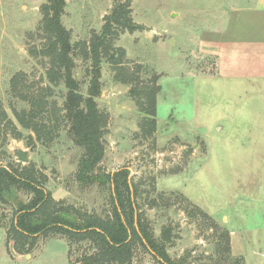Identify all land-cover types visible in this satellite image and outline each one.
<instances>
[{
  "label": "rangeland",
  "instance_id": "1",
  "mask_svg": "<svg viewBox=\"0 0 264 264\" xmlns=\"http://www.w3.org/2000/svg\"><path fill=\"white\" fill-rule=\"evenodd\" d=\"M47 0H0V100L21 129L12 107L24 104L12 93L11 78L25 71L28 85H49L43 42L42 6ZM129 2L135 31L122 30L113 38L123 48L129 70L142 64L160 74L157 129L144 136V113L129 95L130 86L118 81L114 65L101 63L99 109L107 116L101 169L131 170L138 185L136 202L156 237L172 228L168 253L177 264H264V33L258 15L262 0H66L62 22L72 42L89 41L101 32L105 16ZM228 33L247 53L231 68L211 44ZM240 56H236L239 59ZM264 60V59H263ZM92 61L75 55L74 74L87 95ZM57 110L64 88L51 85ZM56 93V95H55ZM60 134L46 144L12 126L0 131V165L34 164L47 177L55 200L82 211L104 215L109 189L79 183L77 172L83 148ZM27 152L29 162L16 151ZM27 201L31 194L22 193ZM16 207L0 203V264H79L93 252L88 242L71 243L61 234L38 235L34 246L19 249L8 242ZM230 233L226 254L220 234ZM130 264H160L140 242Z\"/></svg>",
  "mask_w": 264,
  "mask_h": 264
},
{
  "label": "trees",
  "instance_id": "2",
  "mask_svg": "<svg viewBox=\"0 0 264 264\" xmlns=\"http://www.w3.org/2000/svg\"><path fill=\"white\" fill-rule=\"evenodd\" d=\"M66 0H47L42 6L43 23L40 55L47 61L46 76L49 85L41 90L32 89L25 71L16 72L11 78L12 93L24 106H13L14 115L21 126L18 129L0 100V131L12 126L18 138L23 131H30L29 138L53 142L60 134L61 122H65L68 135L83 148L79 161L77 180L87 186L98 184L109 189V209L104 215L82 211L63 200H55L46 188L47 177L37 167L0 165V203H12L14 221L8 231V242L14 249L34 246L38 235L61 234L71 243L88 242L93 252L78 259L79 264H130L136 244L151 251L160 264H177L168 253L172 241V228L164 226L161 237H156L152 227L136 202L138 185L131 179V170L122 167L114 172L101 169L105 158L104 143L107 116L99 109L97 98L101 95V63L114 65L116 79L130 86L129 95L144 113L140 123L144 136L157 129L158 84L160 74L138 64L127 69L123 48L113 47V38L122 30L135 31L130 15L129 2L119 5L105 16L101 32H94L89 41L72 42V33L62 22ZM81 51L85 59L92 61L88 94L81 91V82L74 74L75 55ZM62 86L63 105L57 110V101L51 85ZM56 95V93H55ZM22 193L31 194L25 200ZM223 250L231 252L230 233L220 234Z\"/></svg>",
  "mask_w": 264,
  "mask_h": 264
},
{
  "label": "crops",
  "instance_id": "3",
  "mask_svg": "<svg viewBox=\"0 0 264 264\" xmlns=\"http://www.w3.org/2000/svg\"><path fill=\"white\" fill-rule=\"evenodd\" d=\"M262 1H263V4L259 6L258 15H259L261 26H262V31L264 33V0ZM231 17L232 18L230 19L228 28L223 33V39L214 41V43L211 44L212 45L211 48L215 49L217 54L220 55L223 60H226L227 58H229V56L232 57L231 58L232 61L236 62L235 64L232 63L231 68H233L234 66L240 67L238 62L242 64V61H241L243 58L242 56L247 53V50L244 47H240V43L233 44L231 41H229L230 33L228 32L231 31L230 29L232 28V25H233L232 22H233V19H235L234 16H231ZM261 55H262L261 61L264 62L263 60L264 59V48H262ZM236 56H240V58L236 59Z\"/></svg>",
  "mask_w": 264,
  "mask_h": 264
},
{
  "label": "water",
  "instance_id": "4",
  "mask_svg": "<svg viewBox=\"0 0 264 264\" xmlns=\"http://www.w3.org/2000/svg\"><path fill=\"white\" fill-rule=\"evenodd\" d=\"M16 153L20 161L29 162V158L26 151L18 149Z\"/></svg>",
  "mask_w": 264,
  "mask_h": 264
}]
</instances>
